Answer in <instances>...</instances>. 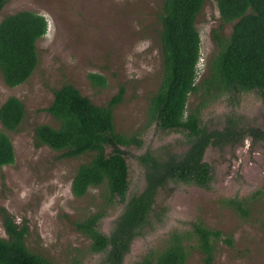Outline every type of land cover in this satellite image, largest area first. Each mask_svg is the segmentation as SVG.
<instances>
[{"label":"rangeland","instance_id":"374dc122","mask_svg":"<svg viewBox=\"0 0 264 264\" xmlns=\"http://www.w3.org/2000/svg\"><path fill=\"white\" fill-rule=\"evenodd\" d=\"M162 2L8 0L0 11V21L27 11L44 17L47 23L46 34L35 44L37 66L28 80L9 88L0 75V106L15 98L25 111L19 130L9 134L14 162L0 169V211L11 216L15 224L26 227L28 250L51 264L101 262L104 255L89 253L91 241L76 226L105 207L100 188L91 187L80 198L71 193L76 169L92 155L65 159L46 146L36 145L37 126L56 127L45 112L54 90L70 84L93 105L106 106L123 88L122 100L113 109L114 129L141 142L138 148H120L128 166L126 198L138 195L144 188V170L137 162L138 156L147 150L156 156L164 151L179 154L187 148L184 134L160 131L148 113L149 100L162 77L158 42ZM231 27L227 24L220 29L219 14L212 1L203 5L195 20L200 38L197 82L215 51L211 32L218 30L228 37ZM89 74L102 76L106 86H92ZM198 102L199 96L190 94L186 112ZM200 117L208 131L221 130L226 120L242 128L264 131V100L255 92L227 94L208 104ZM204 162L212 170L209 188L170 183L159 190L150 226L132 242L123 264H137L145 253L161 246L169 233L187 231L195 221L221 233L208 264H264V143H252L247 138L235 147H209ZM237 202L247 209L246 215L233 205ZM122 209L117 200L107 209L98 224L101 234L109 235ZM0 238L6 239L1 212ZM187 250L185 264H206L198 251Z\"/></svg>","mask_w":264,"mask_h":264},{"label":"trees","instance_id":"16d2710c","mask_svg":"<svg viewBox=\"0 0 264 264\" xmlns=\"http://www.w3.org/2000/svg\"><path fill=\"white\" fill-rule=\"evenodd\" d=\"M208 1L216 6L220 29L227 24L232 27L228 37L218 30L211 32L215 51L197 82L200 38L195 20ZM7 2L0 0V11ZM159 22L162 77L149 100L148 113L160 131L184 134L187 148L179 154L164 151L156 156L147 150L138 156L144 170V188L138 195L126 198L128 166L120 148H138L141 142L114 129L113 109L122 100V87L106 106H95L75 87L65 84L53 91L52 102L45 109L56 127L40 125L34 130L36 145L46 146L62 158L92 155L78 166L70 188L76 198L83 197L91 187L101 189L105 207L76 226L91 241L89 253L104 255L99 264H123L132 242L150 226L159 190L170 183L209 188L212 170L204 162L207 148L235 147L247 138L252 143H264L263 130L242 128L226 120L221 130L208 131L200 117L208 104L227 94L255 92L264 100V0H163ZM46 31L44 17L32 12L21 11L0 21V75L7 87H17L31 76L37 66L35 44ZM88 80L94 87L106 86L105 79L97 74H89ZM190 94H197L200 102L186 112ZM24 116V107L15 98L0 106V169L14 162L9 134L19 130ZM115 200L123 205L122 212L109 235H103L98 224ZM233 205L243 216L247 214L241 203ZM0 212L6 234V239L0 238V264H51L28 250L26 227L15 224L4 210ZM220 237V232L195 221L187 231L169 233L161 246L149 250L137 264H185L187 248L198 251L208 264Z\"/></svg>","mask_w":264,"mask_h":264},{"label":"flooded vegetation","instance_id":"af4514ba","mask_svg":"<svg viewBox=\"0 0 264 264\" xmlns=\"http://www.w3.org/2000/svg\"><path fill=\"white\" fill-rule=\"evenodd\" d=\"M205 71H206V68H205Z\"/></svg>","mask_w":264,"mask_h":264}]
</instances>
